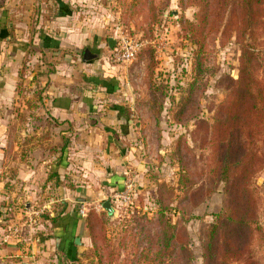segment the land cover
I'll return each mask as SVG.
<instances>
[{
	"label": "rangeland",
	"instance_id": "1",
	"mask_svg": "<svg viewBox=\"0 0 264 264\" xmlns=\"http://www.w3.org/2000/svg\"><path fill=\"white\" fill-rule=\"evenodd\" d=\"M79 2L78 11L82 16L100 18L98 28L102 31L99 37L102 43L99 46L93 41V45L71 54L78 62L88 64L89 68L82 67L81 70L85 77L91 76L89 79L94 80L96 86L102 87L100 92L115 94L121 99L116 105L124 109L131 121L130 138L123 151L125 155L130 154L129 161L133 164L129 171L136 179L135 201L134 208L129 209L115 204L118 213L110 217L102 207L103 200L106 196L111 199L110 195L98 196L93 200L95 203L89 204V210L94 211L91 221L95 240L90 231L83 228L80 257L73 262L55 264H204L207 232L217 223L228 197L232 199L226 192L228 186L220 180L214 167L216 155L223 154L227 148L226 142L217 137L222 121L228 116L222 108L240 78L244 45L248 44L264 58V25L257 31L258 36L253 37L256 42L251 39L249 30L242 29V35L237 36L236 31H225L222 26L209 35L207 28L204 31L208 34L205 46L201 48L200 42L196 43L192 38V24L197 23L202 6L208 5L212 8L208 12L210 15L224 16L226 20L229 15L237 14L236 10H214L216 0ZM120 33L140 40L143 47L133 61L115 65L107 58L109 38L116 39ZM86 48L98 57L84 61ZM45 55L39 54L41 60L48 59ZM198 55L201 58L199 65ZM38 64L43 66L44 63L38 61ZM33 65L36 64L22 68L25 80H32ZM262 65L259 77L264 76ZM43 72L45 74L47 70L43 69ZM36 81V85L22 86V93L14 105L16 113L24 114L21 116L24 125L28 119L26 113L36 106L33 99L44 88L42 79ZM230 134L232 149L240 150L245 146L240 128L233 126ZM256 145L246 146L264 154V140ZM23 155H27L25 150ZM6 182L5 188L10 190L13 185ZM253 182L256 199L253 205V255L256 264H264V167ZM3 192L0 211L2 207L7 208L6 219L14 211L15 214L24 211L27 198H8ZM159 193L167 208L172 203L179 208L168 213L176 222L177 244L163 251L159 241L165 237V228L170 223L160 216L152 219L158 211ZM248 195L253 198L249 189ZM233 198L237 202L243 198L236 188H233ZM6 219L3 218V226L16 235L10 226L21 222ZM9 247L7 244V251L3 252L4 260L13 264L17 258ZM3 255L0 253V258ZM1 260L0 264H4ZM230 264L245 263L233 260Z\"/></svg>",
	"mask_w": 264,
	"mask_h": 264
},
{
	"label": "crops",
	"instance_id": "2",
	"mask_svg": "<svg viewBox=\"0 0 264 264\" xmlns=\"http://www.w3.org/2000/svg\"><path fill=\"white\" fill-rule=\"evenodd\" d=\"M79 3L0 0V196L4 191L8 198L28 199L24 211L9 214L10 222L21 221L23 231L14 235L0 229V253L8 244L17 258L13 264L76 261L84 244L82 202L95 203L105 193L112 197L133 166L123 151L131 121L116 105L121 99L100 92L102 87L81 70L88 64L71 54L93 41L102 43L100 18L82 16ZM26 60L44 63L33 77L39 70L47 73L37 76L44 93L33 99L36 106L26 113L24 125L14 105ZM5 182L13 187L6 190ZM40 208L45 213L29 223L26 213ZM4 255L1 261L7 264Z\"/></svg>",
	"mask_w": 264,
	"mask_h": 264
},
{
	"label": "trees",
	"instance_id": "3",
	"mask_svg": "<svg viewBox=\"0 0 264 264\" xmlns=\"http://www.w3.org/2000/svg\"><path fill=\"white\" fill-rule=\"evenodd\" d=\"M214 5L216 6L214 10L226 11L230 8L231 11L236 10L237 14L229 15L226 20L224 16L210 15L208 12L212 8L203 5L197 23L192 24V38L196 43L200 42L201 48L205 46L207 35L216 31L218 27L224 26L225 31H236L237 36L242 35V29L249 30L252 40H254L253 37L258 36L257 31L263 29L264 0H216ZM207 28L208 34L204 32ZM254 42L256 41L254 40ZM243 53L240 78L235 82V88L228 95L230 99L225 102L222 108L228 116L222 121V129L217 133V137L224 143L226 142L227 148L223 154L216 155L217 165L214 166L220 180L225 181L228 186L226 192L232 199L228 197L222 214L218 215L217 223L212 225V228L207 232L203 253L204 264H230L233 260L243 261L245 264H256L252 236L255 219L253 205L256 203V199H254L252 186L253 178L264 167V154H260L257 149L254 151L253 147L260 140H264V76H258L259 70L263 67L262 63L264 64V58L260 57V52L251 50V46L248 44L244 45ZM197 59L198 65L201 64L199 55ZM27 62V60L24 62L22 68H28L30 63ZM38 66L39 64L33 65L32 69L36 70ZM22 68L19 70L17 96L22 93V86L27 88L29 85H36L37 76L44 74L39 70V73L31 78L32 80H25ZM38 69L40 68L38 67ZM50 71L52 70L50 69ZM42 92L38 94L39 98H42ZM233 126L236 129L240 128L243 134L241 140L245 146L240 150L231 147L230 130ZM250 144L253 147L246 146ZM160 187L162 188L163 184ZM233 188H236L239 195L243 197L241 202H237L233 198ZM255 188H257L256 185ZM248 189L253 198L249 197ZM159 196L158 211L152 219H157L160 216L166 218L167 221L162 218L164 222L170 223L169 227L165 228V237L160 238L159 241L161 251H163L164 248L177 244L176 231H174L176 222L172 221L168 213L170 210L178 211L179 208L177 205L173 206L172 202L170 208H167L160 193ZM92 212L94 211L89 210L85 216L83 227L90 231L93 239L91 216L94 213ZM6 220L9 222L11 219L8 216ZM94 246H96L95 241Z\"/></svg>",
	"mask_w": 264,
	"mask_h": 264
},
{
	"label": "built area",
	"instance_id": "4",
	"mask_svg": "<svg viewBox=\"0 0 264 264\" xmlns=\"http://www.w3.org/2000/svg\"><path fill=\"white\" fill-rule=\"evenodd\" d=\"M143 43L128 34L120 33L116 38V45L113 48L109 49V55L107 58L110 62L116 64H126L133 61L137 56L139 51L142 49ZM136 179L135 175L130 171L126 174V179L124 183L123 189L115 192L111 197L112 203L117 207L122 208H134L135 201V189H136ZM89 204L86 202H82L80 212L82 216H86L89 212ZM45 213V208H40L39 210H34L27 212L26 217L29 223H36L37 217ZM21 222V221H19ZM18 223V222H17ZM11 224L10 228L14 230V233L19 234L22 231V223L21 224ZM4 220L0 211V229L4 226ZM16 234V235H17Z\"/></svg>",
	"mask_w": 264,
	"mask_h": 264
},
{
	"label": "water",
	"instance_id": "5",
	"mask_svg": "<svg viewBox=\"0 0 264 264\" xmlns=\"http://www.w3.org/2000/svg\"><path fill=\"white\" fill-rule=\"evenodd\" d=\"M116 45V39L114 37H110L109 38V46L110 48H113ZM98 57L97 53H93L90 49H85L84 51V61H89L92 59H95ZM103 209L108 213V215L110 217H115L118 213V208L116 206H114V204L112 203L111 200L107 199L103 202L102 204ZM1 212L3 214V218L6 219L7 217V208L6 207H2L1 208ZM77 243H80V238H77L76 240Z\"/></svg>",
	"mask_w": 264,
	"mask_h": 264
}]
</instances>
